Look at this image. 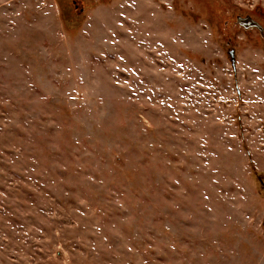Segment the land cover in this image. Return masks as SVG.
Segmentation results:
<instances>
[{"label": "rangeland", "instance_id": "obj_1", "mask_svg": "<svg viewBox=\"0 0 264 264\" xmlns=\"http://www.w3.org/2000/svg\"><path fill=\"white\" fill-rule=\"evenodd\" d=\"M263 184L264 0H0V264H264Z\"/></svg>", "mask_w": 264, "mask_h": 264}, {"label": "water", "instance_id": "obj_2", "mask_svg": "<svg viewBox=\"0 0 264 264\" xmlns=\"http://www.w3.org/2000/svg\"><path fill=\"white\" fill-rule=\"evenodd\" d=\"M236 22L238 23V25H240L243 29L244 28H249V27H254L256 28L258 31L262 32L263 30V26L262 24L255 20L254 18H252L250 15H244V16H236ZM234 52L233 50H231L229 52V57H230V61L232 62V64H235L234 61Z\"/></svg>", "mask_w": 264, "mask_h": 264}, {"label": "trees", "instance_id": "obj_3", "mask_svg": "<svg viewBox=\"0 0 264 264\" xmlns=\"http://www.w3.org/2000/svg\"><path fill=\"white\" fill-rule=\"evenodd\" d=\"M263 190H264V184H263Z\"/></svg>", "mask_w": 264, "mask_h": 264}, {"label": "flooded vegetation", "instance_id": "obj_4", "mask_svg": "<svg viewBox=\"0 0 264 264\" xmlns=\"http://www.w3.org/2000/svg\"><path fill=\"white\" fill-rule=\"evenodd\" d=\"M256 20V19H255Z\"/></svg>", "mask_w": 264, "mask_h": 264}]
</instances>
